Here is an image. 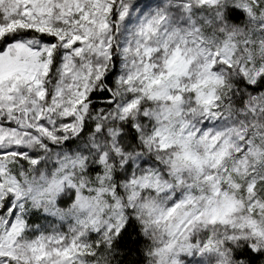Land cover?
I'll list each match as a JSON object with an SVG mask.
<instances>
[{
  "label": "snow or ice",
  "instance_id": "1",
  "mask_svg": "<svg viewBox=\"0 0 264 264\" xmlns=\"http://www.w3.org/2000/svg\"><path fill=\"white\" fill-rule=\"evenodd\" d=\"M135 225L151 264L264 257V0H0V264Z\"/></svg>",
  "mask_w": 264,
  "mask_h": 264
},
{
  "label": "trees",
  "instance_id": "2",
  "mask_svg": "<svg viewBox=\"0 0 264 264\" xmlns=\"http://www.w3.org/2000/svg\"><path fill=\"white\" fill-rule=\"evenodd\" d=\"M253 94H256L255 91ZM34 220L38 223L44 222L43 218H34ZM151 246L152 241L139 231L138 225H135L122 236L107 259L110 264H151V257L148 255ZM248 256L253 264H264V257L254 254Z\"/></svg>",
  "mask_w": 264,
  "mask_h": 264
},
{
  "label": "rangeland",
  "instance_id": "3",
  "mask_svg": "<svg viewBox=\"0 0 264 264\" xmlns=\"http://www.w3.org/2000/svg\"><path fill=\"white\" fill-rule=\"evenodd\" d=\"M158 2L159 0H141V7H143V5L147 3L151 6V8H155ZM43 221H44L43 223H39V224H41L44 228H46L49 231H51L53 227L59 226L60 224V222L57 221L56 218H48L47 220L44 219ZM61 230L66 231L67 225H65ZM188 259H193V258L189 257ZM194 259L197 261H202L203 264H214V258L210 256H206V257L196 256Z\"/></svg>",
  "mask_w": 264,
  "mask_h": 264
}]
</instances>
